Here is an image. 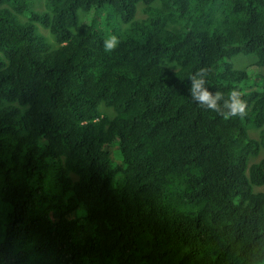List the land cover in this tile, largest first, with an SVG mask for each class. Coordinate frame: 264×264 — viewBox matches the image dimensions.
Masks as SVG:
<instances>
[{
    "label": "trees",
    "instance_id": "trees-1",
    "mask_svg": "<svg viewBox=\"0 0 264 264\" xmlns=\"http://www.w3.org/2000/svg\"><path fill=\"white\" fill-rule=\"evenodd\" d=\"M262 186L264 0H0V264H264Z\"/></svg>",
    "mask_w": 264,
    "mask_h": 264
},
{
    "label": "clouds",
    "instance_id": "clouds-1",
    "mask_svg": "<svg viewBox=\"0 0 264 264\" xmlns=\"http://www.w3.org/2000/svg\"><path fill=\"white\" fill-rule=\"evenodd\" d=\"M118 44L115 36H109L103 41L105 52H110ZM207 72L204 69L198 70L189 77L188 91L192 100L206 109H211L220 112L225 117L245 115V104L239 98V92L233 90L227 99H224L219 92H210L207 87Z\"/></svg>",
    "mask_w": 264,
    "mask_h": 264
},
{
    "label": "rangeland",
    "instance_id": "rangeland-1",
    "mask_svg": "<svg viewBox=\"0 0 264 264\" xmlns=\"http://www.w3.org/2000/svg\"><path fill=\"white\" fill-rule=\"evenodd\" d=\"M38 4H40V5H38L39 7H41V3H38ZM38 29L39 30H41L40 28H39V26H38ZM44 34L49 38V39H51L52 41H53V38H52V36L50 35V33L48 32V31H44ZM253 60V57L252 56H244V55H239V56H237V57H234L233 59H232V62H233V64H234V66L235 67H237V68H241V67H243V66H246L247 64H250L251 63V61ZM258 70H259V67H256ZM255 68L254 67H251L250 68V70L251 71H253ZM106 111V113H109V110H105ZM258 189H262V190H264V186H262V187H258Z\"/></svg>",
    "mask_w": 264,
    "mask_h": 264
}]
</instances>
